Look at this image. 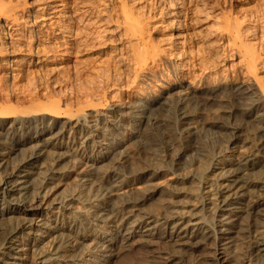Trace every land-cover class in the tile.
Listing matches in <instances>:
<instances>
[{
    "label": "bare ground",
    "instance_id": "bare-ground-1",
    "mask_svg": "<svg viewBox=\"0 0 264 264\" xmlns=\"http://www.w3.org/2000/svg\"><path fill=\"white\" fill-rule=\"evenodd\" d=\"M55 5L34 11L33 21L24 28L28 36L39 37L47 26L56 25L53 20L62 10ZM7 15V7L0 0V20ZM6 24L4 26L13 32L19 31L7 21ZM58 31L57 35L65 37L67 28L60 26ZM14 51L6 50L0 38V68L3 59ZM54 53L31 48L12 63L38 66L54 57ZM257 60V54L249 50V72L256 71ZM6 82L0 76V264H116L124 255L138 250L155 264H193L195 258L207 256L211 264H238L236 258L228 254L234 237L253 234L260 235L254 240L255 257L264 260V232L261 231L264 228V87L251 82L233 83L210 92L209 98L215 92H230L236 108L227 119L212 122L211 129L216 130L213 132L215 142L212 139L210 145L212 152L200 148L202 157L208 154L212 157L209 167L213 178L216 177V188L203 193V200H198L202 201L200 204H193L190 198L195 191L189 188L192 185L188 187L194 183L193 176L178 177L162 188L154 184L164 176L162 169L135 171V184H143L135 190L120 176V166L126 163L117 161V167L113 166L110 172L102 169L106 161L118 159L119 149L126 144L127 137L118 139L117 136L124 130L132 132L128 128L131 122H136L134 127L137 126L131 137H141L139 134L147 127V139L158 142V135L150 129L156 124L154 111L163 105L171 107L166 95L175 88L191 90L187 82L162 89L156 96H148L147 90H141L126 106L110 109L111 119L105 117L92 123L78 116L68 119L56 133L54 117L50 125L45 119L56 113L60 104L34 99L30 105L21 106L7 94L3 96ZM156 85L160 87L158 82ZM188 94L189 97L177 104V122L192 130L195 122L188 108L193 106L192 99L196 96L194 91ZM247 117L258 125L261 144L236 158L231 151L245 143L241 120ZM35 129V135L24 137ZM67 132V143H60ZM191 138L195 143L199 141L196 132ZM221 140L228 145L218 150L216 143ZM26 144H32V152L13 161V156ZM47 150L53 154L50 164H45ZM186 150L189 148L184 145L179 160L186 158ZM73 176L79 182L77 188L72 192H68V188L66 192L62 189L64 182ZM206 189H210L209 186ZM77 205L82 207L77 208ZM144 262L145 259L141 264Z\"/></svg>",
    "mask_w": 264,
    "mask_h": 264
},
{
    "label": "rangeland",
    "instance_id": "rangeland-1",
    "mask_svg": "<svg viewBox=\"0 0 264 264\" xmlns=\"http://www.w3.org/2000/svg\"><path fill=\"white\" fill-rule=\"evenodd\" d=\"M3 3L9 15L0 20V38L5 42L6 50L15 49L13 55L2 60L0 68V76L7 81L3 86L4 97L10 96L21 106L30 105L34 99L60 104L56 113L45 119L48 125L56 120V133L68 119L83 116L92 123L105 117L111 119L110 109L126 106L140 95L141 90H147L148 96H156L185 81L191 90L175 88L166 95L171 107L158 106L154 111L156 124L150 129L158 135V142L147 139V127L139 134L141 137H131L137 129L134 127L136 122H131L128 128L132 132L124 130L117 136L118 139L127 137L126 144L119 149L118 159L106 161L102 169L110 172L113 166L117 167L116 163H126L120 166V176L135 190L143 185L135 184V171L162 169L164 176L154 183L162 188L178 177L193 176L194 183L188 185L193 186L189 187L192 192L195 191L192 193L195 197H189L193 204H200L202 201L198 200H203V193L216 188V177L213 178L209 164L212 157L210 154L202 157L200 152L201 149L212 152L210 145L215 142L213 132L216 131L211 129L212 122L218 118L227 119L236 107L230 92H215L210 98L209 95L216 88L220 91L233 83L251 82L264 87V0H3ZM46 5L61 6L60 16L53 20L56 25L47 26L39 37L28 36L24 30L26 24L33 21L34 11ZM23 12L25 14L21 15ZM6 21L19 31L5 27ZM60 26L67 28L65 37L57 35ZM31 48L53 50L54 57L38 66L12 63ZM249 50L258 56L256 71L252 73L247 65ZM189 91H194V98H197V103L193 98V106L188 108L189 116L195 122L191 125L192 130L178 124L176 111L179 101L189 97ZM241 122L245 143L231 151L236 158L261 144L259 128L253 118L247 117ZM35 131L24 137L35 135ZM194 132L198 135L197 143L191 138ZM67 133L60 143L68 141ZM184 145L189 148L184 155L190 162L186 158L178 159ZM227 145V141H218L216 149H224ZM32 149V144H26L12 160L23 158ZM51 152L49 154L47 150L45 164L52 162ZM191 159L195 161L191 162ZM205 167L208 168L204 170ZM1 180L2 175L0 184ZM64 183L62 189L67 192L69 188L68 192H72L79 182L73 176ZM259 237V234L234 237L228 254H232L234 260L236 258L235 263H264L254 253V240ZM138 251L124 255L126 258L116 264H141L144 259L142 264H155L142 250ZM208 258L198 257L192 261L211 264Z\"/></svg>",
    "mask_w": 264,
    "mask_h": 264
}]
</instances>
